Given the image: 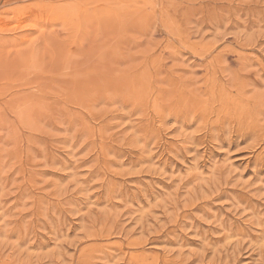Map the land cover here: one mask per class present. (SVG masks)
Masks as SVG:
<instances>
[{
	"label": "rangeland",
	"instance_id": "374dc122",
	"mask_svg": "<svg viewBox=\"0 0 264 264\" xmlns=\"http://www.w3.org/2000/svg\"><path fill=\"white\" fill-rule=\"evenodd\" d=\"M0 264H264V0H0Z\"/></svg>",
	"mask_w": 264,
	"mask_h": 264
},
{
	"label": "bare ground",
	"instance_id": "6f19581e",
	"mask_svg": "<svg viewBox=\"0 0 264 264\" xmlns=\"http://www.w3.org/2000/svg\"><path fill=\"white\" fill-rule=\"evenodd\" d=\"M55 4V3H54ZM61 4V3H60ZM61 6V5H60ZM40 8H42L41 6H40ZM46 8V7H45ZM27 58V57H26Z\"/></svg>",
	"mask_w": 264,
	"mask_h": 264
}]
</instances>
